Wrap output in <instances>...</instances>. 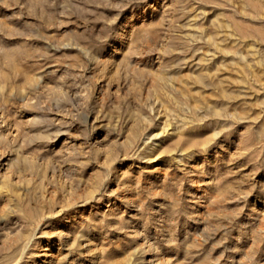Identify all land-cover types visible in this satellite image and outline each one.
<instances>
[{
	"label": "rangeland",
	"instance_id": "374dc122",
	"mask_svg": "<svg viewBox=\"0 0 264 264\" xmlns=\"http://www.w3.org/2000/svg\"><path fill=\"white\" fill-rule=\"evenodd\" d=\"M0 264H264V0H0Z\"/></svg>",
	"mask_w": 264,
	"mask_h": 264
}]
</instances>
